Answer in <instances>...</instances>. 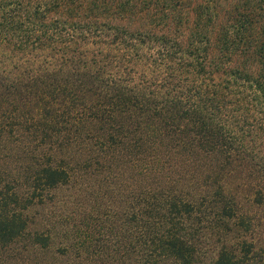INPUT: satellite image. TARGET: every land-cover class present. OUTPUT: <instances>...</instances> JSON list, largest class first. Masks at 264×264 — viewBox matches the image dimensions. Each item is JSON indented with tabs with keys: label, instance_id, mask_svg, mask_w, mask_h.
<instances>
[{
	"label": "trees",
	"instance_id": "trees-1",
	"mask_svg": "<svg viewBox=\"0 0 264 264\" xmlns=\"http://www.w3.org/2000/svg\"><path fill=\"white\" fill-rule=\"evenodd\" d=\"M0 264H264V0H0Z\"/></svg>",
	"mask_w": 264,
	"mask_h": 264
},
{
	"label": "rangeland",
	"instance_id": "rangeland-1",
	"mask_svg": "<svg viewBox=\"0 0 264 264\" xmlns=\"http://www.w3.org/2000/svg\"><path fill=\"white\" fill-rule=\"evenodd\" d=\"M55 194V199H60L61 201L57 203V207L60 208L53 209V215H58L59 212H63L69 218L70 223H77L80 219V182L75 183L72 188H63ZM56 216H54V219Z\"/></svg>",
	"mask_w": 264,
	"mask_h": 264
}]
</instances>
